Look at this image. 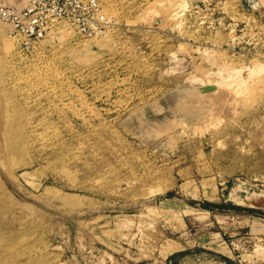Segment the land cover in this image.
<instances>
[{"label": "rangeland", "instance_id": "rangeland-1", "mask_svg": "<svg viewBox=\"0 0 264 264\" xmlns=\"http://www.w3.org/2000/svg\"><path fill=\"white\" fill-rule=\"evenodd\" d=\"M99 2L0 20V264H264V0Z\"/></svg>", "mask_w": 264, "mask_h": 264}, {"label": "built area", "instance_id": "built-area-1", "mask_svg": "<svg viewBox=\"0 0 264 264\" xmlns=\"http://www.w3.org/2000/svg\"><path fill=\"white\" fill-rule=\"evenodd\" d=\"M0 20L28 46L61 24L89 38L105 34L111 25L99 0H0Z\"/></svg>", "mask_w": 264, "mask_h": 264}, {"label": "trees", "instance_id": "trees-1", "mask_svg": "<svg viewBox=\"0 0 264 264\" xmlns=\"http://www.w3.org/2000/svg\"><path fill=\"white\" fill-rule=\"evenodd\" d=\"M205 208H212V207H221L219 204H214V203H205L203 205Z\"/></svg>", "mask_w": 264, "mask_h": 264}, {"label": "water", "instance_id": "water-1", "mask_svg": "<svg viewBox=\"0 0 264 264\" xmlns=\"http://www.w3.org/2000/svg\"><path fill=\"white\" fill-rule=\"evenodd\" d=\"M13 190H15V191H16V189H15V188H13Z\"/></svg>", "mask_w": 264, "mask_h": 264}]
</instances>
